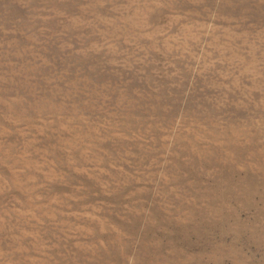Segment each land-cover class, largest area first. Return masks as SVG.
I'll list each match as a JSON object with an SVG mask.
<instances>
[{
    "label": "rangeland",
    "instance_id": "rangeland-1",
    "mask_svg": "<svg viewBox=\"0 0 264 264\" xmlns=\"http://www.w3.org/2000/svg\"><path fill=\"white\" fill-rule=\"evenodd\" d=\"M0 264H264V0H0Z\"/></svg>",
    "mask_w": 264,
    "mask_h": 264
}]
</instances>
